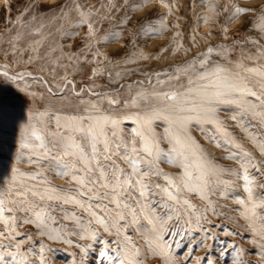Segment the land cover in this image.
Here are the masks:
<instances>
[{
  "label": "snow or ice",
  "instance_id": "obj_1",
  "mask_svg": "<svg viewBox=\"0 0 264 264\" xmlns=\"http://www.w3.org/2000/svg\"><path fill=\"white\" fill-rule=\"evenodd\" d=\"M160 2L171 14L172 5L167 0ZM151 3L124 0L119 9H126L124 17L113 27L126 26L133 13H141L132 43L141 37L162 35L166 15L149 19L146 5ZM113 10L117 5L110 0L101 18V9L70 0L59 17L68 28L61 24L56 31L72 37L78 35L73 29L86 26L90 41L115 42L124 33L98 35L103 22L114 18ZM224 10L228 11L225 25L253 11L236 4ZM258 19V27L264 32V13ZM11 23L4 56L22 63V67H36L10 75L3 66V77L11 82L31 78L46 86L50 96L68 102L30 113L22 131L19 147L36 170L25 173L14 168L7 186L0 187V264H49L47 253L53 250L45 240L74 245L85 254L99 245L101 264H145L149 257L160 258L162 264H179L172 256L173 249L180 247L186 249L184 264L193 260L195 264H216L209 256L220 232L238 233L209 218L230 219L220 210L225 205L213 197L227 200L232 186L242 187L246 195L233 196L240 207L230 211H238L246 230L264 240V159L248 151L220 119L221 110L230 109L235 126L264 155V133L253 130L255 125L251 123L257 121L264 129V45L250 41L257 46L255 51H241L237 59L230 58L229 48L209 46L170 71L157 72L154 78L144 73L146 80L132 83H120L131 74L129 70L114 74L107 70L109 84L118 87L96 91L102 86L94 81L77 89L68 79L81 62V54L54 45L51 30L45 31L48 25L40 18L24 19L22 13ZM3 38L0 33V41ZM86 48L94 59L87 61L84 57V61L99 64L95 44L89 43ZM136 58L147 59L137 52L125 63H133ZM105 71L93 67L89 79ZM45 75L59 76L60 81L46 80ZM37 116L39 127L31 123ZM125 122L132 126L125 129ZM53 123L54 130L50 127ZM193 131L222 149L223 159L236 166L217 163ZM164 164L176 171L165 170L161 166ZM48 172L67 178L69 186L53 185ZM193 196L201 203H194ZM25 225L35 230L19 231ZM189 233L194 235L189 238ZM104 234L114 239H105ZM36 238H41L38 245ZM260 247L264 254V244ZM200 248L205 254L195 256ZM241 251L239 245L222 243L217 257L231 256V264H243Z\"/></svg>",
  "mask_w": 264,
  "mask_h": 264
},
{
  "label": "rangeland",
  "instance_id": "obj_2",
  "mask_svg": "<svg viewBox=\"0 0 264 264\" xmlns=\"http://www.w3.org/2000/svg\"><path fill=\"white\" fill-rule=\"evenodd\" d=\"M247 1L249 3L251 1V5L246 4ZM2 2L4 3L2 4L0 0V33L4 34L3 41H0V187L7 186L14 168L25 173L36 170L30 162H27V156L22 155L25 150L19 147L22 131L30 121V113H41L48 109L51 104L60 105L68 102L61 101L59 97L50 96L46 86L31 78L11 82L3 77V66H7L10 75L15 74L17 71H26L36 67V65L22 67V63H14L11 59L5 57L3 53V49L8 48L6 40L8 30L13 27L11 22L15 21L22 13L24 19L37 16L47 24L48 28L45 31L51 30L53 36L51 42L54 45L62 46L65 52L81 54V62L75 70H71L73 74L68 76V79L77 85V89L85 87L93 81L102 86V88L95 89L96 91L118 87V85L109 84L106 75L107 70L113 71V74L116 71L129 70L131 74L120 80V83L146 80L147 77L144 73L152 74L154 78L155 73L170 71L175 65L192 59L209 46L222 45L229 48L231 49L229 52L230 58L237 59L241 51L245 53L255 51L257 46L250 43V41L256 40L259 41L260 45H264V32H261L258 27V17L264 13V7L259 6L264 5V0H205L203 4L200 3V0H167V3L172 5L171 14H168V9L163 6L160 0H152L151 4L146 5L148 18L154 21L161 14H165L166 28L162 35L155 38L141 37L135 44L132 43V36L133 32L139 27L137 22L141 19V13H133V19L129 21L128 25L119 28L113 27L124 17L126 9L119 10L123 8L124 0H112L117 5V10L111 12V16L114 18L104 21L102 27L98 26L100 27L98 35L104 37L109 31L124 34L115 42L105 43L101 40L98 44L86 37V26L73 29V31L78 32V35L72 37H66L62 32L56 31L61 24L64 25V29L68 28V25L59 20V17L61 11L67 9L70 0H2ZM80 2L101 9L100 17L103 18L110 0H80ZM134 2L135 0H129V3ZM233 4L252 8L253 11L225 25L228 16V11L224 10L225 6L230 10ZM89 43H94L95 48L99 50V57L97 58L99 64L84 61V57H87V61H93L94 59L92 52L86 48ZM137 52H142L147 59L136 58L133 63H125ZM55 54L58 55L59 53ZM104 57H107V59H103ZM213 59H218V57L213 56ZM93 67L105 69V74L90 80L89 77ZM63 74V72L60 73L61 76ZM45 79L60 81L59 76L45 75ZM82 95H85V98L94 99V97H88L86 94ZM230 114L231 110L227 108L222 109L220 112V119L225 121L227 131L231 132L240 143L245 145L246 149L252 152L257 159H264V155L259 152L258 148L235 126V122L230 119ZM39 121L40 118L37 116L36 119L31 120V123L39 127L41 126ZM251 123L255 125L253 130L264 133V129L259 128L257 121ZM131 126L130 122L124 124L125 129ZM50 127L54 130V123ZM157 130L162 131V128ZM192 134L205 149L213 154L217 163L224 166H236L233 162L223 159L225 155L223 150L216 148L214 144H210L199 131H193ZM161 166L167 171H176L169 165L164 164ZM46 175L55 186L61 188L69 186L67 178H62L54 172H48ZM236 183L242 182L237 181ZM229 192L230 195L227 200L218 199L215 196L213 199L218 200L219 204L225 205L220 210L225 212L230 219H226L224 216L219 218L210 216L209 218L213 220V223L220 224L228 230L238 233V235L220 232V238L213 244L209 258L215 260L216 264H231V256L217 257L222 243H227L229 247L232 244L239 245V250H242L243 264H264V254H261L260 247L264 244V240H261L253 232L246 230L245 220L240 217L238 211H230L240 207L234 203L232 197H244L246 193L242 187L235 186H232ZM259 194L260 191L257 190V195ZM192 198L194 203H201L197 197L193 196ZM34 230L31 225H25L19 229L21 232ZM188 235L191 238L194 233ZM104 238L114 239V237L107 236V234H104ZM134 238L137 237L134 236ZM40 239L36 238L37 245ZM73 239L75 240V237ZM44 242L53 250L47 253L49 264H74V262L75 264H101L97 256L99 245L88 250L85 254L74 245H67L62 241L45 240ZM79 243L87 244L89 241H79ZM140 243H143V241L141 240ZM183 243L188 244V240L185 239ZM173 253L172 259L178 261L179 264H184L186 249L183 247L174 248ZM204 254L205 250L203 248L197 249L195 252V256H203ZM145 264H162V260L158 257H149ZM192 264H195L194 260Z\"/></svg>",
  "mask_w": 264,
  "mask_h": 264
},
{
  "label": "bare ground",
  "instance_id": "obj_3",
  "mask_svg": "<svg viewBox=\"0 0 264 264\" xmlns=\"http://www.w3.org/2000/svg\"><path fill=\"white\" fill-rule=\"evenodd\" d=\"M1 3L3 4L4 2H2V0H1ZM6 3V2H5ZM246 4H249V5H251L250 3H251V1H250V3H249V1H247V2H245ZM232 25H235V24H232ZM58 183H60V182H58ZM57 183V184H58ZM63 183V182H62ZM198 253H199V251H198Z\"/></svg>",
  "mask_w": 264,
  "mask_h": 264
}]
</instances>
